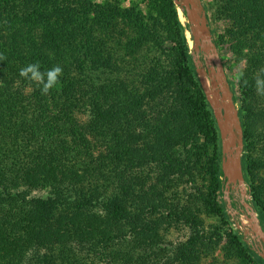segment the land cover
Returning <instances> with one entry per match:
<instances>
[{"label": "trees", "instance_id": "1", "mask_svg": "<svg viewBox=\"0 0 264 264\" xmlns=\"http://www.w3.org/2000/svg\"><path fill=\"white\" fill-rule=\"evenodd\" d=\"M209 8L226 24L215 45L246 61L241 165L264 220V0ZM178 9L187 20L173 0H0V264H264L224 229L220 132ZM37 61L63 68L46 96L19 76Z\"/></svg>", "mask_w": 264, "mask_h": 264}, {"label": "rangeland", "instance_id": "2", "mask_svg": "<svg viewBox=\"0 0 264 264\" xmlns=\"http://www.w3.org/2000/svg\"><path fill=\"white\" fill-rule=\"evenodd\" d=\"M94 1L96 3H104L107 0H94ZM210 1L211 0H197L199 15L200 17H203V15L205 17L206 25L210 31L211 42L213 43L215 47V51L221 61V78H222L223 90L225 92V102L227 104L228 112L231 114L234 120L235 132L238 135V137H241L242 139L240 122L237 115L238 104L234 101V99L238 97V89L236 85L238 82V78L240 77L244 68L246 67V61L243 58L240 59L237 55L231 52L229 46L222 45L218 47L215 45L214 42L217 39L218 34L224 31L226 24L223 21L217 22L212 19L211 9L209 8ZM178 14L181 22L185 25L186 22H188V20H186L183 17V13L181 9H178ZM186 37L190 49L194 50L193 37L190 29L186 31ZM193 59L198 69V76L200 80H202L205 86L204 90L207 99L213 109L215 107V97H214L215 90L210 80L211 65L206 64L204 55L201 52L198 55L195 53ZM209 90H211V92L213 93L211 97L208 93ZM221 145H222V141H221ZM222 153H223V147H222ZM224 161H225V155L223 153V157H222L223 174H224V169H223ZM226 182L227 180L224 174V184H223L224 196L222 198L223 200H225V209L227 214V218L224 221V223L226 222V226L224 227V229L226 230L229 228L230 230L236 232L240 236L241 241L246 246H249L251 250H254L258 254V256L262 257V253H264V244H261V242H259L257 238L254 236L252 224L250 222L249 211L245 206V203H248L252 207L250 203L251 197L248 194V187L245 182L244 183L237 182L235 185L229 184L228 186ZM34 194L40 195L41 193L35 192ZM256 219L260 224L262 234H264V220L262 219L260 220L257 214H256ZM206 221L207 224H215L218 227H221V225H223L222 220L220 219H207ZM186 234L187 231L185 229L173 230L169 235V239L172 242H179L185 239ZM257 247H262V252H258ZM217 255L219 258V262L215 264H224L222 253L219 251ZM208 264L210 263L208 262ZM226 264H233V263L229 262Z\"/></svg>", "mask_w": 264, "mask_h": 264}, {"label": "water", "instance_id": "3", "mask_svg": "<svg viewBox=\"0 0 264 264\" xmlns=\"http://www.w3.org/2000/svg\"><path fill=\"white\" fill-rule=\"evenodd\" d=\"M173 1L176 5L181 6L186 13L193 37V49L195 53L198 55L201 52L204 55L206 64L211 65L210 80L215 90V107L213 109L220 132L223 153L225 155L223 169L227 186L229 184L235 185L237 182L244 183L241 165L243 143L241 137H238L235 132L234 120L227 109L221 78V61L211 42L210 31L206 25L205 17L204 15L203 17L199 15L197 0ZM202 85L205 88L203 82ZM245 206L249 211L250 222L253 225L255 237L261 244H264V234H262L254 209L248 203H245ZM262 257H264V253H262Z\"/></svg>", "mask_w": 264, "mask_h": 264}, {"label": "clouds", "instance_id": "4", "mask_svg": "<svg viewBox=\"0 0 264 264\" xmlns=\"http://www.w3.org/2000/svg\"><path fill=\"white\" fill-rule=\"evenodd\" d=\"M5 60H7V56L0 53V61ZM260 73H264V67L260 68L259 72L254 76L255 87L259 95H264V77H262ZM62 75L63 68L59 65L41 71V64L39 61L30 63L19 70V76L27 81L35 83L37 87H39L41 95L45 96L48 95L53 88L57 87ZM245 83H247V81H245Z\"/></svg>", "mask_w": 264, "mask_h": 264}, {"label": "bare ground", "instance_id": "5", "mask_svg": "<svg viewBox=\"0 0 264 264\" xmlns=\"http://www.w3.org/2000/svg\"><path fill=\"white\" fill-rule=\"evenodd\" d=\"M179 11H180V10H179ZM189 39H190V37H189ZM199 74H200V73H199ZM208 93H209L210 97L213 95V93L211 92V90H209ZM251 224H252V223H251ZM252 228H253V225H252ZM253 233H254V230H253ZM254 236H255V233H254Z\"/></svg>", "mask_w": 264, "mask_h": 264}]
</instances>
